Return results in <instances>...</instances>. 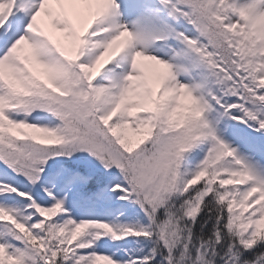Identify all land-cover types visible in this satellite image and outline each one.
Segmentation results:
<instances>
[{
	"label": "snow or ice",
	"instance_id": "obj_1",
	"mask_svg": "<svg viewBox=\"0 0 264 264\" xmlns=\"http://www.w3.org/2000/svg\"><path fill=\"white\" fill-rule=\"evenodd\" d=\"M0 264H264V0H0Z\"/></svg>",
	"mask_w": 264,
	"mask_h": 264
},
{
	"label": "rangeland",
	"instance_id": "obj_2",
	"mask_svg": "<svg viewBox=\"0 0 264 264\" xmlns=\"http://www.w3.org/2000/svg\"><path fill=\"white\" fill-rule=\"evenodd\" d=\"M129 134L132 136L133 139L136 138V134H135V133H131V132H130Z\"/></svg>",
	"mask_w": 264,
	"mask_h": 264
}]
</instances>
